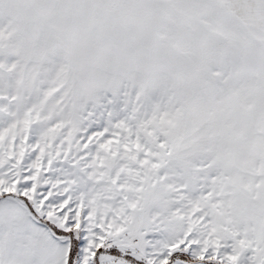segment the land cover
Listing matches in <instances>:
<instances>
[{
  "label": "snow or ice",
  "instance_id": "obj_1",
  "mask_svg": "<svg viewBox=\"0 0 264 264\" xmlns=\"http://www.w3.org/2000/svg\"><path fill=\"white\" fill-rule=\"evenodd\" d=\"M0 264H264V0H0Z\"/></svg>",
  "mask_w": 264,
  "mask_h": 264
}]
</instances>
